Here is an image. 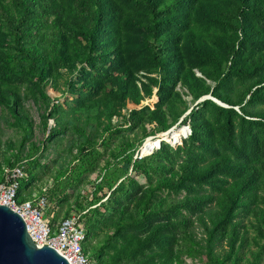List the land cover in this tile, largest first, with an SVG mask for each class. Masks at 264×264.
Masks as SVG:
<instances>
[{
	"label": "trees",
	"instance_id": "trees-1",
	"mask_svg": "<svg viewBox=\"0 0 264 264\" xmlns=\"http://www.w3.org/2000/svg\"><path fill=\"white\" fill-rule=\"evenodd\" d=\"M1 115L0 183L20 164L18 201L87 210L93 264H264V0H0Z\"/></svg>",
	"mask_w": 264,
	"mask_h": 264
},
{
	"label": "built area",
	"instance_id": "built-area-1",
	"mask_svg": "<svg viewBox=\"0 0 264 264\" xmlns=\"http://www.w3.org/2000/svg\"><path fill=\"white\" fill-rule=\"evenodd\" d=\"M27 176L28 173L20 164L6 169L4 181L0 183V205L9 206L23 217L30 236L39 247H53L69 260L70 264H93L83 249L86 238L84 216L87 210L72 211L54 227L52 220L44 217V209L48 205L45 195L18 201L20 182Z\"/></svg>",
	"mask_w": 264,
	"mask_h": 264
},
{
	"label": "water",
	"instance_id": "water-1",
	"mask_svg": "<svg viewBox=\"0 0 264 264\" xmlns=\"http://www.w3.org/2000/svg\"><path fill=\"white\" fill-rule=\"evenodd\" d=\"M207 98L213 99L220 105L229 107L228 104L222 102L211 94L204 95L198 99L196 103H199ZM236 109L239 110V107H236ZM191 110L192 108H190L186 114L190 113ZM185 115L181 118L180 122H182ZM52 126L53 125L50 124L49 129ZM174 127L175 126L161 133L166 134ZM184 127L187 130L186 135L184 136V138H186L191 133V128L189 125H185ZM150 137L151 136L147 138ZM158 141L159 143L156 146V149L161 147L163 141L172 143L169 141L168 137L165 136L160 137ZM154 151L155 150H151V152L146 154L141 153V156L151 154ZM132 167L133 163L131 165V170ZM39 246L40 245H36L30 236L23 217L9 206L0 205V264H70L69 260H67L53 247L48 245L43 247Z\"/></svg>",
	"mask_w": 264,
	"mask_h": 264
},
{
	"label": "rangeland",
	"instance_id": "rangeland-1",
	"mask_svg": "<svg viewBox=\"0 0 264 264\" xmlns=\"http://www.w3.org/2000/svg\"><path fill=\"white\" fill-rule=\"evenodd\" d=\"M178 89L181 90V91H186V89L182 88V87H178ZM48 92H49V94L52 97H60V100L62 102L65 100V97L61 95V92L58 91L55 88H52V87L49 86L48 87ZM156 97L157 96L154 95L151 99H147V100L143 101L142 104L150 103L153 106L154 103L158 100V97L157 98ZM186 98L190 99V97H186ZM26 106L29 109L31 115L35 119V124H36L35 140L36 141H41L46 136L45 131H44L42 125H41V120H40L41 111L38 109V106L32 101H27L26 102ZM127 106H128V109L130 110V109H134V108H139L141 105H136V104H134L132 102H128ZM118 119H119L118 117H115L114 121H117ZM179 122L176 125H174L175 127H174L173 131H175V132H174V134L172 136H173V138L182 137L181 142L183 143L184 136L186 135V131H185L186 128H184L185 124H182L181 122L180 123ZM50 124L53 125L54 124L53 121H50L49 125ZM149 130H153L154 131V134H152L151 137H155V136H158V135L161 134V131L158 130V126L155 123H152L151 125H149ZM184 131H185V134H184ZM179 134H181V135H179ZM0 137H1V139L3 141H6L8 139H13L14 141H17L19 139V137H20L17 134L16 130L13 128L12 122L10 120L8 121L7 117L5 115H1L0 116ZM145 140H146V138L141 143H137L136 145H141ZM155 142H157V138L148 139V140H146L145 144L142 146L141 149L143 150L144 153L150 152V151L146 152L145 148L148 147L151 144H154ZM182 143H180V144H182ZM170 144L175 145V147L180 145V144H174V143H170ZM156 146H157V144H156ZM156 146L154 147L153 150H156ZM49 151H52V148H49ZM8 153L11 154V152H8ZM139 155H141V153H139L137 156L131 158L132 163H133L134 159L136 157H138ZM3 157L4 156H3V152H2L1 156H0V160L1 161L3 160ZM128 158H130V157H128ZM115 167L118 170H121L119 167H117V159H116ZM126 173L127 172H125V174ZM128 173H130V171ZM36 184L37 185H41L40 181L36 182ZM31 189H32L34 195L38 194L39 189L37 188L36 185L31 186ZM91 190H92V185L91 184L90 185L87 184V185H85V187L83 189V192H84V194H87ZM72 202H73V198H71L70 201L65 203V204H55V202H51L48 199V205L44 209V217L49 218L50 220H53V218H54V216L56 214V215H58L56 223H58L65 216L67 208L69 206V203H72ZM75 211L76 210H73V212H75ZM184 258H185L186 264H203V262H201L199 260H193L192 258H187L186 256Z\"/></svg>",
	"mask_w": 264,
	"mask_h": 264
},
{
	"label": "bare ground",
	"instance_id": "bare-ground-1",
	"mask_svg": "<svg viewBox=\"0 0 264 264\" xmlns=\"http://www.w3.org/2000/svg\"><path fill=\"white\" fill-rule=\"evenodd\" d=\"M173 130H174V128H173L170 132H168V133H166V134H164V135L159 136V137L157 138V145H158V143H159L158 139H159L160 137H163V136H165V135L171 133ZM185 131L187 132L186 129H185ZM185 131H184V134H185ZM151 138H154V137H150V138H148V139H151ZM148 139H147V140H148ZM145 142H146V141H145ZM145 142H144V144H145ZM144 144H143V145H144ZM143 145H142V146H143ZM153 146H154L153 144L149 145L148 147L145 148V151H146V152L149 151ZM141 148H142V147H141ZM141 151H142V152H141ZM150 152H151V151H150ZM140 153H144L142 149H140ZM147 153H149V152H147ZM144 154H145V153H144ZM136 156H137V155H136Z\"/></svg>",
	"mask_w": 264,
	"mask_h": 264
}]
</instances>
